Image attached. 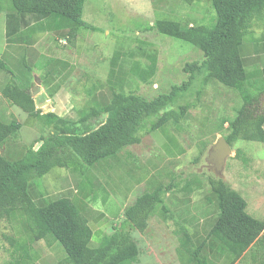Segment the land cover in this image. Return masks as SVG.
Returning a JSON list of instances; mask_svg holds the SVG:
<instances>
[{"label": "crops", "instance_id": "0c3cea01", "mask_svg": "<svg viewBox=\"0 0 264 264\" xmlns=\"http://www.w3.org/2000/svg\"><path fill=\"white\" fill-rule=\"evenodd\" d=\"M162 2L181 5L179 0ZM4 7L9 8L8 5ZM82 21L86 26L78 27L67 42L71 22L63 17L0 11V122L18 126L16 140L8 137L0 150V155L9 161L21 159L26 148L33 146L34 150L42 144L40 138L52 134L46 114H55L67 122L69 128L84 131L80 121L82 105L89 102L95 110L106 107L112 99L111 86L132 95H140L150 83L153 90L171 86L173 65L161 59L163 49H167L165 44L147 42L140 45L114 38L116 44L103 53L95 35L102 32L109 35V32ZM54 45L57 51L51 55ZM239 55L244 64L248 93L251 97H260L257 113H264V21L253 26L239 46ZM161 65L165 68L163 72L159 71ZM11 80L26 90L39 117H33L3 98L2 90ZM242 106L243 101L234 88L209 78L196 107L191 108L195 110L194 114L189 109L187 114H191L179 124L170 121L147 133L144 131L138 144L129 145L88 168L80 164L60 168L67 171L60 177L67 180L64 185L67 195L53 183L42 194L36 188L37 179L29 183V194L39 206L46 204L45 199L49 197L68 199L90 228L89 245L94 247L113 234L124 220V211L137 198L171 186L162 192L160 202L147 220L146 229L140 234L142 249L132 238L131 231V238L138 248L137 260L131 264H260L262 257L254 243L234 261L232 253L211 235L220 210L218 199L207 182L205 173L213 174L205 160L217 140L229 135L230 124ZM90 123L94 125V120L85 124ZM244 142L259 144L238 141L230 147L233 156L225 159L221 179L245 200L246 214L264 225V156L257 154L258 144H253L252 148ZM195 155L203 157L195 158ZM186 156L189 157L186 163L195 166L188 172L174 171V167L183 164ZM83 169L89 185L102 191L98 200L103 204L100 211L90 205L92 194L79 189L81 181L78 180L83 178ZM160 179L163 184H158ZM173 179L176 180L170 183ZM109 182L115 186V192L118 189V198L111 193ZM139 191L142 193H137ZM107 205L117 209L114 218H111L114 215L104 213ZM86 215L93 216L94 222H89ZM54 249L53 246L39 255L32 246L34 261L29 264H60L53 256ZM140 257L149 260L145 263Z\"/></svg>", "mask_w": 264, "mask_h": 264}, {"label": "trees", "instance_id": "16d2710c", "mask_svg": "<svg viewBox=\"0 0 264 264\" xmlns=\"http://www.w3.org/2000/svg\"><path fill=\"white\" fill-rule=\"evenodd\" d=\"M179 1L189 6L203 0ZM208 1L215 14V20L209 27L157 19L148 28L189 43L202 54L201 62L183 66L186 82L172 85L167 93H159L151 99L111 86L112 99L106 107L95 110L89 102L82 105L80 121L84 124V131L69 128L67 122L55 114H46L52 134L40 138L42 144L38 149L33 150V146L26 148L23 157L16 161H9L0 155V224L19 214L25 219L29 238L25 242L4 236L11 245H15L13 251L17 255L11 264L32 263V246L40 240L58 243L69 264L135 262L138 248L131 238V231L143 232L146 229L147 220L160 202L162 192L171 186L137 198L124 211L120 226L93 249L89 245L91 230L79 210L68 199L37 205L29 194V183L52 168H68L75 164L92 166L129 145L138 144L144 131L147 133L170 121L179 124L187 118L189 109L196 107L209 78L234 88L243 101L237 117L230 124L231 132L225 138L227 144L232 147L238 141L264 143V113H257L260 97L249 95L244 64L239 55V46L253 26L264 21V0ZM84 3L85 0H0V11L63 17L71 22L66 40L69 42L78 27L86 26L81 20ZM196 77H200V86L194 92L193 103L180 105L178 101L185 97L184 93ZM2 96L9 104L19 106L33 117H39L32 98L16 81L11 80L7 84ZM150 117L155 120L147 127L146 120ZM88 120H94V125H86ZM17 136V124L4 125L0 122V150L8 137L16 140ZM207 182L218 199L220 210L211 235L232 253L234 261L254 243L262 257L260 264H264V225L246 214L245 200L221 178L208 175ZM0 236H3L1 226Z\"/></svg>", "mask_w": 264, "mask_h": 264}, {"label": "rangeland", "instance_id": "374dc122", "mask_svg": "<svg viewBox=\"0 0 264 264\" xmlns=\"http://www.w3.org/2000/svg\"><path fill=\"white\" fill-rule=\"evenodd\" d=\"M169 2V0H168ZM170 3L163 4L162 0H85V4L83 7L82 20L87 23H92L93 25L101 28L103 31L109 32V35L105 33H98L95 35V39L97 40L99 46L102 48V52L106 53L111 49L114 44H116V40L114 38L123 39L125 41L139 43L140 45L147 42H159L161 44H165L167 49H163L161 59H166L168 64H172L171 67V86L172 85H180L183 82L187 81L186 75L183 73L182 68L186 63H194L201 62L202 54L194 48L189 43L183 42L181 40L173 39L171 37L159 34L156 30H149L148 28L154 24V21L157 19L160 20H170L177 21L183 23L188 26L196 25V24H204L206 26H211L215 20V14L213 9L210 7V3L208 0H203L198 4L186 5L181 2V5H171ZM167 8V9H165ZM174 9V10H173ZM55 45L50 50V54L57 51L55 49ZM142 48V47H141ZM163 62V61H162ZM164 63H162L163 65ZM159 67V71H164V66ZM161 86V85H160ZM159 86V87H160ZM200 86V77H196L192 81L191 86L187 88V91L184 93V98L178 103L183 105L185 103H193L195 91L198 90ZM166 89V90H165ZM165 89L161 90H153L152 84H148L145 86L140 93V95L146 97V99H151L158 95L159 93H167L170 89L167 85ZM154 91V92H153ZM151 93V94H150ZM191 113L194 114L195 110L190 109ZM188 113V114H191ZM153 117H150L146 120V125L150 122L154 121ZM178 128V127H175ZM187 128V127H186ZM177 131V130H176ZM181 133V130H178ZM177 131V132H178ZM246 143V142H244ZM249 144L253 148V144L258 143H246ZM260 156H264V144H258ZM250 147V148H251ZM205 153V152H204ZM203 153V155H204ZM203 155H195V158H202ZM233 156V153L231 154ZM229 156L228 158H230ZM14 160L17 158H13ZM189 157L186 156L183 160V164H178L174 167V171L176 172H188L191 171L192 167L195 164H192L188 161ZM187 164V166L185 165ZM229 164V163H228ZM197 166V164H196ZM84 168H88V166H83ZM168 166H165L167 169ZM166 172V170H163ZM67 172L65 169L60 168H52L47 174L40 177L35 181L36 188L42 193L45 194L47 190L53 186L62 191L64 195H67L64 185L67 180H61L60 177H63L62 173ZM73 171H71V175H73ZM206 176L208 177V173ZM75 176V175H73ZM61 180V181H60ZM176 179L169 180L170 183L175 181ZM76 181V180H75ZM79 183V189L84 193H91L92 198L90 200V205L95 209V211H100L103 207L101 201H98L102 197V191L100 188H96L94 186H90L89 181L85 178V172L83 169V178ZM164 182L161 179L158 181V184H163ZM64 188V189H63ZM109 188L113 192L114 198H118L117 195L118 189L115 192V186L111 182H109ZM120 190L123 188L121 186L118 187ZM91 190V191H90ZM90 191V192H89ZM30 193V190H29ZM137 193H142L141 191ZM31 195V194H30ZM33 197V195H31ZM61 196L49 197L45 199V203H50L55 200L61 199ZM78 206V204H76ZM79 207V206H78ZM106 212L109 215H114L111 218H114L117 214V209L111 205H107L105 208ZM86 218L89 222H94V217L90 215H86ZM25 219L19 215L15 214L10 220H4L1 222V232L3 236H0V264H11L14 262L17 254L14 253L15 245H11L8 239H5L4 236H8L10 238H14L19 241H28V234L25 230ZM154 221V220H152ZM96 224V223H95ZM147 233V231H146ZM142 234L139 231L132 232V238L139 243L141 247L140 241H142ZM102 241V240H101ZM91 248H97L99 244ZM53 256L57 262L60 264H69L66 261V255L63 249L60 247L58 243L48 244L45 241L35 242L33 244L34 252L39 255L43 252L51 250ZM257 248V247H256ZM142 249V247H141ZM35 255V254H34ZM141 261L147 263L149 259L145 257H140ZM155 262V259L152 260Z\"/></svg>", "mask_w": 264, "mask_h": 264}, {"label": "water", "instance_id": "95a60500", "mask_svg": "<svg viewBox=\"0 0 264 264\" xmlns=\"http://www.w3.org/2000/svg\"><path fill=\"white\" fill-rule=\"evenodd\" d=\"M39 145L34 149H38ZM231 155V148L223 138H219L208 152L205 160L207 168L217 178H221V171L224 167L225 159ZM2 156V154H1Z\"/></svg>", "mask_w": 264, "mask_h": 264}]
</instances>
